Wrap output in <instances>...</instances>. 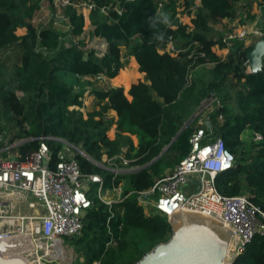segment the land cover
Here are the masks:
<instances>
[{
	"label": "trees",
	"instance_id": "1",
	"mask_svg": "<svg viewBox=\"0 0 264 264\" xmlns=\"http://www.w3.org/2000/svg\"><path fill=\"white\" fill-rule=\"evenodd\" d=\"M41 1L0 0V52L13 47L19 56L11 69L0 62L2 155L8 157L5 149L21 140L12 150L17 160H24L43 141L54 166L63 141L83 152L75 153L82 174L99 175L105 189L121 183L124 194L145 190L188 155L195 113L212 93L219 102L207 113L213 137L221 138L234 156L233 167L216 178V188L223 196L246 195L264 211V56L261 70L247 73L244 62L254 43L232 41L224 58L212 50L225 47L214 26L235 19L241 0H90L98 7L119 4L122 10L121 15L110 9L105 16L98 8L89 13L90 35L107 43L103 57L85 49L80 38L85 17L76 6L84 0H69L62 8L66 36L51 25L38 28L31 23ZM259 7L264 17V0ZM179 8L192 16V27L176 18ZM20 28L26 30L22 36L16 34ZM170 40L184 52L176 57L160 53ZM192 51L203 56L189 57ZM130 56L145 81L131 85L128 101L123 88L104 87L98 78H115ZM199 66L209 67L188 84L187 75ZM88 86L94 108L84 114L82 99ZM112 110L116 119L109 116ZM186 123L168 150L142 168ZM113 126L115 137L110 139L107 133ZM256 135L261 139L256 140ZM121 155L138 169L114 177L110 169ZM83 224L81 234L69 238L83 258L76 264H134L172 233L166 216H147L134 195L110 207L94 200ZM112 235L116 244L106 247ZM232 264H264V236L255 235Z\"/></svg>",
	"mask_w": 264,
	"mask_h": 264
},
{
	"label": "built area",
	"instance_id": "2",
	"mask_svg": "<svg viewBox=\"0 0 264 264\" xmlns=\"http://www.w3.org/2000/svg\"><path fill=\"white\" fill-rule=\"evenodd\" d=\"M67 4L69 0L62 1L63 7ZM76 7L88 12L98 8L105 16H108L110 9L117 15L122 12L119 4L98 7L90 0L81 1ZM161 9L162 3H159L158 11ZM181 11L182 8L177 10L176 18L181 24L192 27L191 19L188 23L183 21L182 17L186 14ZM229 28L222 39L226 50H229L232 41L243 42L247 46L249 37L264 36V32L254 25L235 24ZM90 38L97 42L91 45V49L97 57H103L107 51L106 41L96 36ZM159 52L176 57L184 49L176 48L170 40ZM194 54L203 56L192 51L189 57ZM244 65L249 73L247 60ZM191 72L187 75L188 84L191 82ZM98 79L103 84L108 81L104 75ZM213 103L219 105L211 93L195 113L197 123L189 139L191 148L188 155L165 175L154 179L151 187L137 192L124 194L121 183L105 189L99 175H83L75 159V153L84 155L83 152L63 141L59 161L54 166L50 165L49 148L43 141L24 160L4 157L0 152V240L29 236L36 249L47 252L57 242H63L64 238L81 234L83 218L94 200L110 207L124 197L134 195L137 205L144 209L147 216L160 213L169 220L174 215L173 210L186 209L221 222L232 231L226 260L233 261L244 253L255 235L264 236V211L246 195L223 196L216 188V178L233 167L234 156L226 149L221 138L213 137L207 116L212 111ZM202 115H205L204 118H201ZM255 139L260 140L261 137L256 135ZM104 160L109 163V160ZM131 162L121 155L110 171L116 177L123 170L138 169L130 165ZM109 234H112L110 229ZM115 244L112 235L106 247Z\"/></svg>",
	"mask_w": 264,
	"mask_h": 264
},
{
	"label": "water",
	"instance_id": "3",
	"mask_svg": "<svg viewBox=\"0 0 264 264\" xmlns=\"http://www.w3.org/2000/svg\"><path fill=\"white\" fill-rule=\"evenodd\" d=\"M264 56V39L254 43L247 53L249 73L261 70ZM186 123L167 147L145 168L160 158L172 142L186 128ZM134 170H129L132 172ZM168 220L172 233L170 238L155 245L134 264H232L226 255L232 231L212 217L186 209H175ZM33 249L29 236H13L0 240V264H29L23 253Z\"/></svg>",
	"mask_w": 264,
	"mask_h": 264
},
{
	"label": "rangeland",
	"instance_id": "4",
	"mask_svg": "<svg viewBox=\"0 0 264 264\" xmlns=\"http://www.w3.org/2000/svg\"><path fill=\"white\" fill-rule=\"evenodd\" d=\"M62 1L65 0H52V5H50L49 0H42L40 3V8L35 11L33 18H32V24L35 27H46L51 25L54 27L55 30H57L60 34L65 35L67 33V22L61 18V12H62ZM259 2L257 1L258 5V11L257 15H251L244 10L242 14H240V20L237 22V24H248L252 25L251 22L256 20V28H263L264 25V17H261L260 14V7H259ZM53 8V10H52ZM239 8V7H238ZM53 11V13H52ZM85 17V26H84V33L80 38L84 39L85 44L87 45L85 49L91 48V45L96 44V41H92L90 38V33L92 30V25L90 24L89 21V13L86 9H79ZM53 14V15H52ZM55 14V15H54ZM245 14V15H243ZM254 17V19H252ZM192 16H187L185 15L183 18V21L185 23L190 22ZM222 24V22L220 23ZM215 25V30L218 33L222 34V37L229 32L228 25L227 23ZM264 32V30H263ZM16 33L19 34V30L17 29ZM68 35V34H66ZM65 35V36H66ZM89 37V38H88ZM218 36L216 37V39ZM251 39V43H254L256 39H259V37L251 36L249 37ZM215 49V48H214ZM19 56L18 53L15 49L9 48L6 49L3 52H0V62H3L6 64V66L11 69L15 64H17L19 61ZM202 70H206V68H201ZM200 70V71H202ZM109 81V79H108ZM107 81V82H108ZM103 84L104 87H106V84ZM95 84V83H93ZM18 97H21V93H17ZM86 95L83 96V108L81 109L82 112L85 114L87 111H89L92 107L93 104L90 102V97H85ZM94 99V98H93ZM94 101V100H93ZM92 101V102H93ZM21 141V140H20ZM20 141H15L11 146H9L7 149H5L7 152V156L13 157L16 159L17 155L15 151L12 150V148H15ZM11 149V150H10ZM4 156V155H3ZM5 157V156H4ZM58 243V242H57ZM75 244L72 242V240L64 238L63 242H59V245H55V247L52 250H49L47 252L43 250H38L33 246V249L30 251H27L26 253H23V257L31 264H76V262L83 261V258L75 251ZM228 261V260H227Z\"/></svg>",
	"mask_w": 264,
	"mask_h": 264
},
{
	"label": "crops",
	"instance_id": "5",
	"mask_svg": "<svg viewBox=\"0 0 264 264\" xmlns=\"http://www.w3.org/2000/svg\"><path fill=\"white\" fill-rule=\"evenodd\" d=\"M257 1H260V0H241L240 2H238L236 4V8H237L236 18L233 20H227V19L222 20V24L227 23L228 28L231 27L232 25L237 24V22L241 18L240 14H242L244 12V10H246V12L248 14L256 16L257 11H258ZM243 15H245V14H243ZM256 20H257V18H256ZM256 20L252 21L251 24L256 26V22H255ZM31 23H32V21H31ZM222 24H220V25L222 26ZM214 29H215V26H214ZM258 29L262 30L261 28H258ZM18 30H19V34L16 33L18 36H22L26 32L25 28H20ZM258 40H261V39L260 38L256 39V41H258ZM250 43H251V39L249 40V44ZM11 48L14 49L13 47H11ZM214 48L212 49L213 52L221 58H224L226 56V54L228 53V50H226L225 48H220L218 46H215ZM125 60H126L125 67L119 71V73L117 74V76L115 78L110 79L107 82L106 87H121V88H123L124 94H125L127 100L130 101L131 97L127 94L128 90L130 89L132 84H136L138 82H144L145 81V74L139 72L138 64H137V62L133 56H130ZM208 67L209 66H199V67L195 68L191 72V77L194 79L200 78L201 75L208 69ZM201 68H206V70H202ZM200 70H202V71H200ZM91 88H92L91 86H88L84 95H86L85 97H90V102H91V104H93L92 108H94V101H93L94 97L90 94ZM109 116L113 117L114 119L117 118V115L113 110L109 112ZM204 116L205 115H202L201 118H204ZM115 132H116L115 126H113L107 133L108 137L110 139H113L115 137ZM132 140H133L134 145H136L137 139L135 137H132Z\"/></svg>",
	"mask_w": 264,
	"mask_h": 264
},
{
	"label": "bare ground",
	"instance_id": "6",
	"mask_svg": "<svg viewBox=\"0 0 264 264\" xmlns=\"http://www.w3.org/2000/svg\"><path fill=\"white\" fill-rule=\"evenodd\" d=\"M57 245H59V242L58 243H56ZM29 264H31V263H29Z\"/></svg>",
	"mask_w": 264,
	"mask_h": 264
},
{
	"label": "clouds",
	"instance_id": "7",
	"mask_svg": "<svg viewBox=\"0 0 264 264\" xmlns=\"http://www.w3.org/2000/svg\"><path fill=\"white\" fill-rule=\"evenodd\" d=\"M165 22H167V21L165 20Z\"/></svg>",
	"mask_w": 264,
	"mask_h": 264
}]
</instances>
